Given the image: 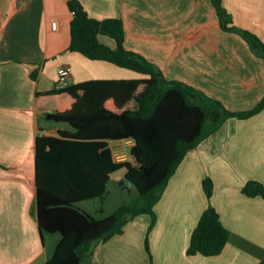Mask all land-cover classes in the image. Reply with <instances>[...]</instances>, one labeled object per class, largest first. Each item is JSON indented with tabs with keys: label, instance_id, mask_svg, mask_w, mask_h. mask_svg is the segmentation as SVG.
<instances>
[{
	"label": "crops",
	"instance_id": "1",
	"mask_svg": "<svg viewBox=\"0 0 264 264\" xmlns=\"http://www.w3.org/2000/svg\"><path fill=\"white\" fill-rule=\"evenodd\" d=\"M70 1L0 0V264H46L61 239L42 233L33 212L37 137L72 130L47 121L52 111L39 97L56 87L59 68L70 67L72 84L146 78L69 50ZM78 1L91 18L121 20L125 48L167 81L191 86L233 113L248 112L264 98V58L237 31L264 42V0H221L230 29L212 0ZM99 39L116 47L110 37ZM108 144L117 161H133L132 139ZM208 177L211 199L203 188ZM251 180L264 185V110L227 118L179 164L154 208V225L149 214L135 217L123 234L96 242L81 264H264V196L242 192ZM118 184L129 189L123 179ZM210 207L229 230L228 243L217 256L189 255L193 232ZM104 213L96 217L110 215Z\"/></svg>",
	"mask_w": 264,
	"mask_h": 264
},
{
	"label": "trees",
	"instance_id": "2",
	"mask_svg": "<svg viewBox=\"0 0 264 264\" xmlns=\"http://www.w3.org/2000/svg\"><path fill=\"white\" fill-rule=\"evenodd\" d=\"M225 29L231 16L212 0ZM74 15L69 50L91 60H103L146 76L130 80H89L68 83L39 95L42 107L52 112L47 121L67 123L71 131L59 129V137H37V201L33 212L42 233H59L60 241L46 264H81L98 241L123 234L125 225L142 214L152 216L170 178L184 157L230 117L248 118L264 110V98L252 110L233 113L221 102L180 82L167 81L143 56L124 46L121 20L91 18L78 0L69 3ZM252 50L264 58V42L239 29ZM110 37L116 47L102 43ZM132 139L134 161H117L108 141ZM125 170L124 178L137 191V198L115 212L97 218L81 207L100 200L99 213L109 194L111 176ZM208 199L214 183L203 181ZM242 192L264 196V185L251 180ZM213 209V212H211ZM230 237L229 230L213 207L202 215L193 232L189 255L217 256ZM148 243V241H147Z\"/></svg>",
	"mask_w": 264,
	"mask_h": 264
},
{
	"label": "rangeland",
	"instance_id": "3",
	"mask_svg": "<svg viewBox=\"0 0 264 264\" xmlns=\"http://www.w3.org/2000/svg\"><path fill=\"white\" fill-rule=\"evenodd\" d=\"M128 154L131 156V153ZM124 174L125 170L116 172L109 184V194L103 204L105 215L115 212L117 208L123 204H129L130 202L135 201L138 196L135 187L124 178ZM120 179H123L124 184L129 188L128 190L121 189V186L118 184ZM101 206L102 203L100 200H90L81 204L82 208L89 210L92 214L98 217L102 216L100 213H96Z\"/></svg>",
	"mask_w": 264,
	"mask_h": 264
},
{
	"label": "built area",
	"instance_id": "4",
	"mask_svg": "<svg viewBox=\"0 0 264 264\" xmlns=\"http://www.w3.org/2000/svg\"><path fill=\"white\" fill-rule=\"evenodd\" d=\"M53 27H56V22H53ZM58 81H57V86L58 87H63L67 85L70 82V77H71V69L70 67L63 66L60 67L58 70Z\"/></svg>",
	"mask_w": 264,
	"mask_h": 264
},
{
	"label": "water",
	"instance_id": "5",
	"mask_svg": "<svg viewBox=\"0 0 264 264\" xmlns=\"http://www.w3.org/2000/svg\"><path fill=\"white\" fill-rule=\"evenodd\" d=\"M211 212H213V209H211Z\"/></svg>",
	"mask_w": 264,
	"mask_h": 264
}]
</instances>
